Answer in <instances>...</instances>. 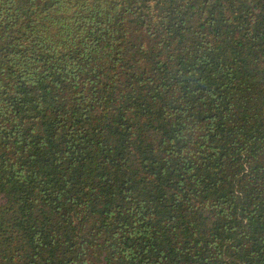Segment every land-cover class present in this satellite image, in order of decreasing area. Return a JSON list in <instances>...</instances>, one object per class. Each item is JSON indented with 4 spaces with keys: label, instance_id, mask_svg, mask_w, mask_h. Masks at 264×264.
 Here are the masks:
<instances>
[{
    "label": "trees",
    "instance_id": "obj_1",
    "mask_svg": "<svg viewBox=\"0 0 264 264\" xmlns=\"http://www.w3.org/2000/svg\"><path fill=\"white\" fill-rule=\"evenodd\" d=\"M0 264H264V0H0Z\"/></svg>",
    "mask_w": 264,
    "mask_h": 264
}]
</instances>
